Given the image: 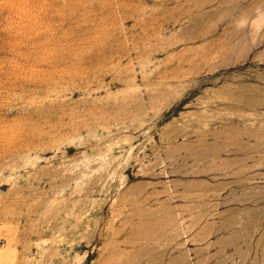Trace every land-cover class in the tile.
Returning a JSON list of instances; mask_svg holds the SVG:
<instances>
[{
	"label": "rangeland",
	"instance_id": "1",
	"mask_svg": "<svg viewBox=\"0 0 264 264\" xmlns=\"http://www.w3.org/2000/svg\"><path fill=\"white\" fill-rule=\"evenodd\" d=\"M0 264H264V0H0Z\"/></svg>",
	"mask_w": 264,
	"mask_h": 264
}]
</instances>
